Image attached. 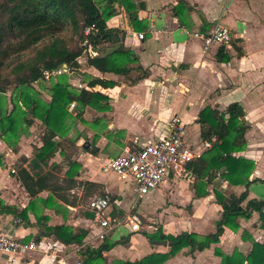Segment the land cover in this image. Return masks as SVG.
<instances>
[{
	"label": "crops",
	"instance_id": "obj_1",
	"mask_svg": "<svg viewBox=\"0 0 264 264\" xmlns=\"http://www.w3.org/2000/svg\"><path fill=\"white\" fill-rule=\"evenodd\" d=\"M130 1L134 4L133 10L116 3L113 15L105 24L117 31L120 46L136 55L137 62L130 65L147 69V77L130 83L127 78L130 75L100 73L85 64V58L91 56L81 51L75 59L78 72L70 69L32 83L38 97L48 101L49 85L59 75H64L67 83L75 88H87L86 76L114 81L112 87H94L107 96L105 111L85 106L78 119L73 105H69L66 132L54 138L63 144L62 153L80 165L74 184L57 193L42 190L30 198L17 181L20 165L25 168V163L34 157L33 147L42 144V126L37 118H29L28 126L17 130L16 140H7L16 142L15 150L0 137V199L17 212L30 201L34 202L33 210L26 212L27 222L0 210V231L24 243H35L33 249L19 253L0 250V264H74L76 260L81 263L78 251L85 246L97 247L102 241L96 237L100 227L87 209L88 199L96 195L116 198L115 204L110 202L106 209L107 215L116 216L113 215L116 210L124 212L123 216H116L120 223L106 237L127 241L103 251L104 264H112L113 260L135 261L150 253L166 252L167 244L151 243L143 235L158 228L164 234L212 233L221 214L213 190L238 195L245 190L243 185L229 184L216 175L205 185L206 194L194 197L193 176L187 170L185 175L170 174L158 188L138 197L130 183L119 179L108 168V160L122 153L133 137L143 143L163 134L162 122L172 114L181 120L185 144L197 148L202 141L196 122L198 112L205 106L223 110L228 103L239 102L248 127L243 134V149L233 155L254 164L248 177L251 182L246 187V198L240 205L244 207L248 199H264V0ZM139 1L144 4L143 9L138 7ZM132 14L136 16L134 21L130 19ZM216 21L231 34L229 45L224 47L229 57L226 62L215 59L218 44L213 43L204 50L200 39L191 34L209 30ZM138 33L143 37L139 39ZM110 45L104 42L100 46ZM9 94L10 91L5 94L7 99ZM72 140L76 150L67 145ZM88 149H94L95 153L91 154ZM62 153L57 150L48 161V165L60 166V178L69 167ZM23 158L27 161L22 164ZM42 168L44 174L46 168ZM85 181L98 187L93 189ZM127 216L137 219V230L130 229ZM236 222L235 231L224 227L218 241L203 250L188 253L187 248H182L162 264H219L216 250L223 254L235 250L245 255L253 241L264 242V226L258 211L252 210L247 218L238 217ZM60 224L84 229L82 243L62 244L53 235H40L41 226Z\"/></svg>",
	"mask_w": 264,
	"mask_h": 264
},
{
	"label": "trees",
	"instance_id": "obj_2",
	"mask_svg": "<svg viewBox=\"0 0 264 264\" xmlns=\"http://www.w3.org/2000/svg\"><path fill=\"white\" fill-rule=\"evenodd\" d=\"M116 3L126 10L135 8L130 0H0V69L8 67L6 75L0 73V137L15 150L13 146L16 142L9 143L7 140H16L17 130L28 126L29 118H37L43 132L42 144L33 147L32 155L46 168L45 173L34 179L20 165L16 175L17 181L30 198L42 190L57 193L74 184L73 178L78 174L80 165L71 161L68 155H64L63 144L54 140L55 136H62L66 132L65 120L70 116L67 107L73 105L75 117L78 119L85 106L98 111L108 108L107 96L94 87H112V80L81 73L83 77L86 76L87 88H75L67 83L64 75H59L49 85L48 101H42L32 86L33 82L42 77L43 69L51 70L65 64L78 72L75 59L81 53L82 47L69 45L73 37L80 41L84 38V27L92 26L95 29L86 35V38L92 47L97 48L98 54L87 56L85 64L98 72H110L124 77L130 75L127 77L130 83L148 76L147 69L130 65L137 62V57L122 46L112 53L102 54L104 47L100 45L110 42L112 33L117 35L115 29L108 28L105 24L113 15ZM135 17L134 14L130 15L133 21ZM67 32L69 35L66 36ZM27 50H32V54L22 59L23 52ZM236 51L239 53L240 50L236 48ZM228 58L224 48L220 46L215 54L216 61L226 62ZM9 76L12 78L9 79ZM7 91H10L8 99L5 95ZM7 103L10 104L9 108ZM243 116L244 109L239 102H230L223 110L205 106L197 114L196 122L200 127L201 139L215 135L217 141L185 164V169L193 176L194 197L206 194L205 185L216 175L229 184L245 187L238 195H224L218 190H213L215 201L221 207L220 217L214 223V231L206 235L186 231L164 234L158 228L153 233L143 235L149 241L165 240L168 246L166 252L150 253L135 261L113 260L112 264H162L168 256L176 254L182 248H187L188 253L201 251L218 241L224 227L235 231L238 228L236 219L247 218L252 210L259 212L264 226V199H248L244 207L240 205L246 198V187L251 182L248 177L254 165L249 159L233 155L245 145L243 134L248 126ZM67 145L76 150L75 140L68 141ZM57 150L69 165L61 178L60 166L54 163L48 165L49 159ZM88 151L95 153L94 149ZM26 161L27 158L21 160L22 164ZM84 184L92 186L93 189L98 187V184L88 181ZM109 199L112 205L115 204L116 198ZM33 203L30 201L25 208L17 212L15 207L4 205L0 199V210L27 222L26 212L33 210ZM123 214L120 210L113 213L118 217ZM85 234L84 229H73L62 224L41 226L40 232L42 236L53 235L62 244H81ZM126 241V238L113 241L104 237L97 247L85 246L78 251L82 258L80 264H104L102 252ZM216 254L220 256L219 264H264V242L253 241L245 255L235 250L231 254L216 250Z\"/></svg>",
	"mask_w": 264,
	"mask_h": 264
},
{
	"label": "built area",
	"instance_id": "obj_3",
	"mask_svg": "<svg viewBox=\"0 0 264 264\" xmlns=\"http://www.w3.org/2000/svg\"><path fill=\"white\" fill-rule=\"evenodd\" d=\"M95 29L86 26L82 29L84 36L79 45L82 51L90 56L98 54L97 48L92 47L86 35ZM200 39L202 47L206 50L215 43L223 48L231 41V34L226 26L216 21L209 30L205 32L194 31L191 33ZM137 37H143L138 33ZM70 68L65 64L51 70L43 69V79H49L60 73L69 72ZM164 132L146 142H140L137 137L130 140V145H126L123 152L111 157L108 160V168L122 181L130 183L133 192L138 196H144L159 187V185L171 175H185L187 170L185 164L197 157L202 151L210 148L217 141L215 135L201 141L200 146L193 148L185 144L182 139L183 126L177 114H172L162 122ZM10 169V172H13ZM110 205L107 195H96L88 199L87 209L91 212L93 219L100 227L96 237L102 240L107 234L117 227L120 219L116 216L106 214V209ZM130 223L131 230L138 229V221L135 218L126 217ZM35 243L30 241L24 243L20 239L10 236L0 231V250L8 253H19L25 249H33ZM74 264H80L76 260Z\"/></svg>",
	"mask_w": 264,
	"mask_h": 264
},
{
	"label": "water",
	"instance_id": "obj_4",
	"mask_svg": "<svg viewBox=\"0 0 264 264\" xmlns=\"http://www.w3.org/2000/svg\"><path fill=\"white\" fill-rule=\"evenodd\" d=\"M138 7L140 9H143L144 4L142 3V1H139L137 3ZM111 45L104 47L103 48V55H107L109 53H112L114 51H116L119 47H120V42L118 40L117 35L115 34H111V41H110ZM25 168L28 170L29 174L34 178L37 179L39 178L44 170L42 168V166L40 165V163L36 160L35 157H31L26 163H25ZM151 243H156V244H161V245H165L166 241L165 240H154L151 241Z\"/></svg>",
	"mask_w": 264,
	"mask_h": 264
},
{
	"label": "rangeland",
	"instance_id": "obj_5",
	"mask_svg": "<svg viewBox=\"0 0 264 264\" xmlns=\"http://www.w3.org/2000/svg\"><path fill=\"white\" fill-rule=\"evenodd\" d=\"M65 35H66V36L69 35L68 32H67V34H65ZM80 41H81V40H80ZM80 41H79L76 37H73V39H72V41L70 42L69 45H70L71 47H74L75 45L78 46L79 43H80ZM31 54H32V50L24 51L23 54H22V56H21V58L24 59V58L30 56ZM7 71H8V67H3V68L0 69V73L3 74V75H6L5 73H6ZM11 78H12V77L9 76V79H11ZM131 189H133L132 186H131ZM151 205H152V204H150L149 207H151ZM138 220L140 221V218H138Z\"/></svg>",
	"mask_w": 264,
	"mask_h": 264
}]
</instances>
